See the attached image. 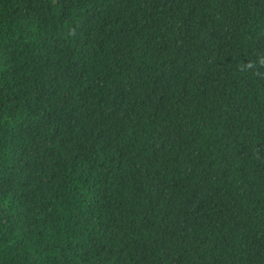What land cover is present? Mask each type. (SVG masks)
<instances>
[{
  "label": "trees",
  "instance_id": "16d2710c",
  "mask_svg": "<svg viewBox=\"0 0 264 264\" xmlns=\"http://www.w3.org/2000/svg\"><path fill=\"white\" fill-rule=\"evenodd\" d=\"M0 264H264V0H0Z\"/></svg>",
  "mask_w": 264,
  "mask_h": 264
}]
</instances>
